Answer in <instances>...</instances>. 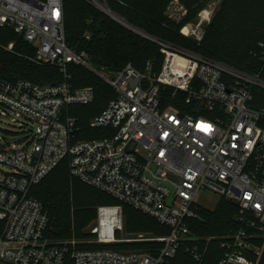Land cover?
<instances>
[{"label": "built area", "instance_id": "2783aa9c", "mask_svg": "<svg viewBox=\"0 0 264 264\" xmlns=\"http://www.w3.org/2000/svg\"><path fill=\"white\" fill-rule=\"evenodd\" d=\"M86 1L110 16L106 5ZM0 28L33 45L35 61L55 66L64 78L55 85L0 82V118L16 130L6 132L10 137L20 136L11 141L0 135V264H174L180 253L202 264L204 251L190 230L202 191L236 207L235 228L221 237L216 264H257L264 234V109L251 102L254 89H264L259 74L149 36L163 55L158 73L150 63L144 71L131 64L96 69L66 43L62 0H0ZM255 56L264 68V41ZM69 64L114 91L88 122L100 131L97 137L78 139V120L69 111L91 104L94 91L71 85ZM165 88L174 98L184 94L183 108L162 105ZM63 159L72 178L119 203L97 208L90 229L94 247L49 241L46 212L30 194ZM121 205L168 230L124 240L158 242V251L105 247L120 243L115 233L121 230Z\"/></svg>", "mask_w": 264, "mask_h": 264}, {"label": "trees", "instance_id": "16d2710c", "mask_svg": "<svg viewBox=\"0 0 264 264\" xmlns=\"http://www.w3.org/2000/svg\"><path fill=\"white\" fill-rule=\"evenodd\" d=\"M116 16L142 31L149 37L161 39L188 49L236 70L264 77V68L253 56L258 44L264 41V0H220L200 41L184 36L180 31L185 24L176 22L165 14L171 0H97ZM187 9V19H194L209 0H179ZM63 21L67 45L77 53L85 52L96 69L118 71L131 64L144 71L151 64L152 73H158L163 55L159 47L106 17L86 0H62ZM89 33L85 39L84 34ZM12 44L10 50L7 46ZM69 82L75 88L92 87L94 100L85 106L70 109V115L78 120V139H91L100 131L88 127L89 120L98 115L114 97V91L95 74L79 65L67 66ZM27 80L37 85H55L64 78L59 70L35 61V48L7 28H0V82ZM184 94L171 97V89L162 92V105L183 108ZM252 106L264 109V89H254ZM95 190L103 199L101 205H117L116 200L91 188L68 173L67 160L63 159L47 174L30 194L43 206L48 217L46 236L49 240L83 239L90 237L83 229L96 218L95 205L83 196V188ZM223 198L212 210L198 208L197 218L190 221L192 235L212 237L204 251L202 264H216L220 257L219 242L235 228L236 207ZM124 227L127 232L150 233L156 237L168 234V230L155 220L121 205ZM199 217V218H198ZM112 244L105 247L116 250H142L152 253L161 244L150 243ZM198 244V243H197ZM199 245V244H198ZM91 248V247H79ZM174 264H194L186 255L177 254ZM264 264V254L259 261Z\"/></svg>", "mask_w": 264, "mask_h": 264}, {"label": "rangeland", "instance_id": "374dc122", "mask_svg": "<svg viewBox=\"0 0 264 264\" xmlns=\"http://www.w3.org/2000/svg\"><path fill=\"white\" fill-rule=\"evenodd\" d=\"M219 2H220V0H209L206 3L205 7L197 13V15L194 19L186 20L187 19V9L185 8V6L179 0H171L165 8V14L169 18L175 20L176 22L185 21V24L182 27L181 32L183 34H185L186 37L194 39L195 35H197L198 33H202V34L204 33V29L208 25V23L210 22L215 10L217 9V7L219 5ZM98 10L101 11L100 9H98ZM101 12L106 17L112 19L109 15H107L103 11H101ZM139 36L149 40L147 35L146 36L139 35ZM253 56H255V53ZM260 79L262 82H264V77L260 76ZM6 132H16V130H14L12 128V125H10L7 120L0 118V135L5 136L6 138H8L11 141H16L17 139L20 138V136L18 134H16L15 137H10ZM85 188H87V189L83 188V191H84L83 196H85L89 201H91V203L93 205H95L96 212H97V208L99 206H101L103 199L100 197V195L95 190L93 191L86 186H85ZM199 197H200V202L202 203V207H200V208L207 209V210H212L221 199V198H218V196L216 194H214L210 191L200 192ZM222 201H223V199H222ZM95 223H96V218L93 221H91L83 229V232L85 234L90 235V237H88V238H83V239L82 238L81 239L69 238V239H60L57 241L52 240V242H64V243L69 242V243H73L76 247H94V243H93L94 237L90 234V229L94 226ZM138 235H142V237L146 238V239L156 237L154 235H151L150 233L127 232L125 230V227H124V215L121 214V230H118L115 233V238L120 241V243H117V244L141 243V242H136V241H131L128 243L124 242V240H127V239H130V240L131 239H137ZM193 236L199 240L198 244H199V247L202 251L206 250L208 242L213 239L212 237L202 238L199 236H195L194 234H193ZM49 241H51V240H49ZM142 243H148L149 245H153L150 243H156V242H151V241L147 240V241H143ZM258 243H259V255L257 257V264H259V261L262 257V254H264V234L261 235V239L259 240Z\"/></svg>", "mask_w": 264, "mask_h": 264}, {"label": "water", "instance_id": "95a60500", "mask_svg": "<svg viewBox=\"0 0 264 264\" xmlns=\"http://www.w3.org/2000/svg\"><path fill=\"white\" fill-rule=\"evenodd\" d=\"M112 15V19L115 20L116 22H118L119 24H121L122 26L126 27L127 29L142 35V36H146V34H144L142 31L136 29L135 27L131 26L130 24H128L127 22H125L123 19H121L120 17L116 16L115 14H113L112 12H110V16ZM116 18V19H115ZM171 201V198L168 200V203Z\"/></svg>", "mask_w": 264, "mask_h": 264}, {"label": "bare ground", "instance_id": "6f19581e", "mask_svg": "<svg viewBox=\"0 0 264 264\" xmlns=\"http://www.w3.org/2000/svg\"><path fill=\"white\" fill-rule=\"evenodd\" d=\"M111 17H112V15H111ZM116 19V18H115Z\"/></svg>", "mask_w": 264, "mask_h": 264}]
</instances>
